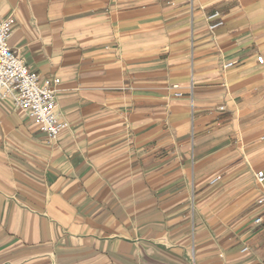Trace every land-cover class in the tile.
<instances>
[{"label":"crops","instance_id":"obj_1","mask_svg":"<svg viewBox=\"0 0 264 264\" xmlns=\"http://www.w3.org/2000/svg\"><path fill=\"white\" fill-rule=\"evenodd\" d=\"M6 16L69 125L51 139L0 101V264H264V0H0Z\"/></svg>","mask_w":264,"mask_h":264},{"label":"built area","instance_id":"obj_2","mask_svg":"<svg viewBox=\"0 0 264 264\" xmlns=\"http://www.w3.org/2000/svg\"><path fill=\"white\" fill-rule=\"evenodd\" d=\"M208 18H219V13L216 11ZM222 24L223 21L218 19L209 28L214 29ZM13 26L11 16L0 18V101L12 99L14 105L34 120L42 132L49 138L56 139L69 124L60 118L56 110L55 90L40 83L39 75L29 70L22 58L9 47L8 39ZM257 60L262 63L263 58L258 56ZM230 65L231 63H227L225 66ZM218 109L222 110L223 106ZM255 178L258 182L264 181V172H257ZM216 180L217 178H213L211 183ZM258 203H264V195L258 199ZM260 220V217L256 218L255 222Z\"/></svg>","mask_w":264,"mask_h":264}]
</instances>
